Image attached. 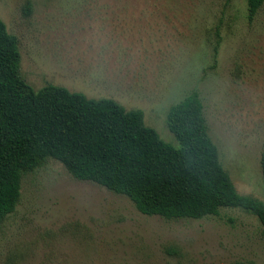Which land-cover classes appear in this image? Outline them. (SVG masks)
Wrapping results in <instances>:
<instances>
[{
	"label": "rangeland",
	"instance_id": "rangeland-1",
	"mask_svg": "<svg viewBox=\"0 0 264 264\" xmlns=\"http://www.w3.org/2000/svg\"><path fill=\"white\" fill-rule=\"evenodd\" d=\"M0 18L33 90L59 85L140 109L176 148L166 114L198 92L237 192L264 203V4L248 21L245 0H0ZM0 264H264V227L238 207L145 215L47 158L0 223Z\"/></svg>",
	"mask_w": 264,
	"mask_h": 264
},
{
	"label": "trees",
	"instance_id": "trees-1",
	"mask_svg": "<svg viewBox=\"0 0 264 264\" xmlns=\"http://www.w3.org/2000/svg\"><path fill=\"white\" fill-rule=\"evenodd\" d=\"M245 2L251 21L264 0ZM30 11L27 3L23 12ZM19 63L17 37L0 18V223L15 210L22 177L53 158L75 179L127 196L145 215L198 219L238 207L264 227V203L238 193L219 160L198 92L166 114L176 148L145 124L142 110L59 85L35 91L20 76ZM260 163L264 189V141Z\"/></svg>",
	"mask_w": 264,
	"mask_h": 264
}]
</instances>
